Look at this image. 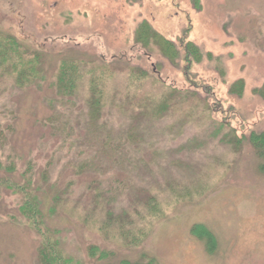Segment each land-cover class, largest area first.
<instances>
[{"label": "rangeland", "instance_id": "1", "mask_svg": "<svg viewBox=\"0 0 264 264\" xmlns=\"http://www.w3.org/2000/svg\"><path fill=\"white\" fill-rule=\"evenodd\" d=\"M143 24L179 55L140 36ZM0 33L39 53L42 75L21 87L0 75V264H37L40 237L11 189L28 163L46 227L79 264H264V162L251 143L264 133V0H0ZM186 41L201 59L187 61ZM63 61L76 97L56 93ZM89 88L105 96L93 121ZM105 192L132 224L122 232L143 229L138 244L117 242L123 224L110 239L93 228ZM92 245L114 255L90 258Z\"/></svg>", "mask_w": 264, "mask_h": 264}, {"label": "trees", "instance_id": "2", "mask_svg": "<svg viewBox=\"0 0 264 264\" xmlns=\"http://www.w3.org/2000/svg\"><path fill=\"white\" fill-rule=\"evenodd\" d=\"M141 35H145L146 40L154 41V44L158 46L160 52L167 58L174 60L176 56L179 55L177 49L175 50V46L163 38L159 33L152 30L149 26L145 24L141 25L140 28ZM143 42V41H142ZM147 44V43H145ZM184 55L188 61L189 57H192L193 60H199L202 57V53L200 50L191 42L186 41L185 46L183 45ZM36 51H28L16 38L10 35H6L4 33H0V75L3 74L8 75L16 86H26L28 83H32L35 80L41 79L42 75L40 73L39 68V57ZM66 63V64H65ZM68 65V66H67ZM69 63L61 62L58 67V73L55 75V90L59 97L70 98L72 96H77V88H76V72L73 68V71H70ZM74 72V73H73ZM79 79V78H78ZM87 98L85 100V104L88 106V116L89 120L93 121L95 118L98 119L96 115H98L102 109L104 108L105 96L104 92L101 88H89ZM166 97L161 100V104H165ZM223 123V122H222ZM224 124V123H223ZM223 127V125H219ZM220 128V127H219ZM228 133L224 134L223 137L227 136ZM259 138L251 139V143L254 145V148L259 156L264 162V133H262ZM256 138V137H255ZM4 142V134L0 129V144ZM27 169L24 170L21 174L23 178V183L21 184H13L11 185V189L14 188L20 189V193L23 197V204L20 206V214L24 217V219L31 225L32 229L35 233L40 237V244L37 248V264H79L69 255L65 254L63 247L61 246L58 237L55 235V230H50L46 227L44 222V216L40 210V207L37 202L36 196H33L31 193L32 188V173L30 174L31 168L29 163L27 164ZM6 171H13L15 169V162L11 164V166L4 168ZM30 169V170H29ZM264 169V166H263ZM2 182H0L1 184ZM5 184V183H4ZM2 184V186H4ZM118 187V185H116ZM97 187V186H94ZM93 187V189H94ZM111 187V190L117 189ZM18 191V190H17ZM102 192V191H101ZM103 194L101 202H99L96 198L93 200L94 206L100 207L98 217L96 218L95 224L93 223V228L99 234L106 237V239H110L107 235L109 233V228L120 223L119 218H114L112 214L111 205V195ZM128 216L123 218V224L117 234L116 239L117 242L129 246L136 245L137 241L141 239L143 236V229L137 230V235L129 236L128 233L122 232L123 229L127 226H132L129 224ZM140 229V228H138ZM198 227L194 226L192 231L197 234L199 238H209V234L199 233ZM134 230V228L129 229ZM207 231H205L206 233ZM206 235V236H205ZM88 255L90 258L96 260H106L114 255L112 250L106 251L101 250L96 245H92L88 247ZM121 264H156V261L153 257L144 255L141 256L136 262H130L128 260H123L120 262Z\"/></svg>", "mask_w": 264, "mask_h": 264}]
</instances>
